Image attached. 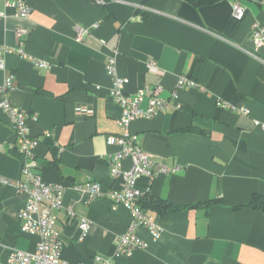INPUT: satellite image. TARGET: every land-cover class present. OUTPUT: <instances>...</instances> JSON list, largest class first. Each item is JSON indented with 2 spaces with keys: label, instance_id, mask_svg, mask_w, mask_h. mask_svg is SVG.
<instances>
[{
  "label": "crops",
  "instance_id": "0c3cea01",
  "mask_svg": "<svg viewBox=\"0 0 264 264\" xmlns=\"http://www.w3.org/2000/svg\"><path fill=\"white\" fill-rule=\"evenodd\" d=\"M26 1L32 12L21 18L0 0V12L6 13L0 17V48L21 47L26 55H5L0 84L6 75L15 76L10 97L15 107L34 116L29 125L39 140L40 173L67 186L63 205L52 210L67 263L94 264L100 255L114 264H264V211L247 206L255 193L264 195V130L255 124L264 123V41L253 36L256 24L264 35V4L239 0L245 14L237 18L232 13L236 0L201 7L185 0ZM143 12L153 17L144 20ZM78 25L90 27L80 42ZM20 28L29 33L18 36ZM31 57L48 66L37 67ZM110 57L118 74L129 79L127 93L145 83L163 85L165 111L133 121L130 132L169 170H156L152 179L142 176L137 184L184 206L165 214L149 211L162 234L154 240L146 227H136L148 246L130 256L117 254V238L131 222L129 211L113 209L106 197L88 199L73 187L95 179L108 189L122 180L110 167L120 147L107 142V135L121 134L117 119L122 113L110 96ZM150 59L159 73L149 70ZM181 75L201 88L180 89L173 96ZM16 144L15 130L0 112V176L24 177ZM131 166V158H125L123 168ZM211 199L219 202L206 206ZM26 200L16 187L0 183L1 264L11 249L36 251L40 237L23 232L18 216ZM81 218L91 222L86 238Z\"/></svg>",
  "mask_w": 264,
  "mask_h": 264
},
{
  "label": "built area",
  "instance_id": "2783aa9c",
  "mask_svg": "<svg viewBox=\"0 0 264 264\" xmlns=\"http://www.w3.org/2000/svg\"><path fill=\"white\" fill-rule=\"evenodd\" d=\"M98 1L104 2V0ZM259 1L264 4V0ZM5 3L7 8L13 9L14 15L17 17L28 18L32 12V7L26 0H5ZM232 13L237 18L244 16L245 9L239 0H236L233 4ZM5 16V12H0V17ZM89 32L90 27L78 25L75 39L80 42ZM28 33L29 31L24 28L17 31L18 36L27 35ZM253 36L257 41H264L263 29L260 25H255ZM7 53H18L26 56L25 50L21 47H1L0 70L6 69L5 55ZM31 59L37 67L48 66V63L42 59L36 57H31ZM106 68L112 77L111 99L122 110L121 116L117 119L121 134L107 135L109 144H117L120 147V150L111 156L110 167L112 176L116 180L121 177L122 180L116 186L108 189L104 187L102 182L95 179L76 183L73 187L83 191L88 199L106 197L111 201L113 209L123 206L129 211L131 222L127 231L117 238V254L130 256L136 249H143L148 246V243L135 232L136 227H146L154 240L160 238L163 230L156 218L141 207L139 199L148 191L141 189L137 181L142 176L152 179L156 170L161 172L169 170L164 163L155 161L153 156L138 144V136L130 132V125L133 121L153 118L165 111L168 101L162 97L164 88L159 81L145 83L136 92L127 93L124 87L129 79L118 74L115 57L108 59ZM148 68L150 71L159 73L154 59L149 60ZM14 81L15 76L8 74L0 84V112L7 116L15 130L16 150L22 158V174L24 177L11 179L0 176V183L14 186L17 191L27 195L26 203L18 213L21 228L25 233L38 235L40 240L35 252H27L16 248L11 249L7 261L3 264H68L63 258V240L52 220V210L63 205L67 186L62 182L46 181L40 173L41 165L35 152L39 140L31 134L29 125L31 117L34 118V116H30L12 103L10 94L15 88ZM184 88L199 89L201 84L189 76L181 75L178 78L176 89L172 91V95L176 97L178 90ZM222 104L231 106L227 102ZM174 105L176 108L180 107L178 103H174ZM231 108L241 113L248 114L250 112L245 107L231 106ZM255 124L264 130V123L256 120ZM45 135L49 137L51 133L46 132ZM125 158H131L132 160V166L129 169L123 168ZM68 212L71 218H76L77 214L73 208H69ZM79 228L81 237L86 238L91 228V222L87 218H81ZM94 264H114V262L110 258L97 255Z\"/></svg>",
  "mask_w": 264,
  "mask_h": 264
},
{
  "label": "trees",
  "instance_id": "16d2710c",
  "mask_svg": "<svg viewBox=\"0 0 264 264\" xmlns=\"http://www.w3.org/2000/svg\"><path fill=\"white\" fill-rule=\"evenodd\" d=\"M189 4L193 5L194 7H201L204 5H212L221 0H185ZM153 17V13L143 12V19L148 20ZM190 129V128H189ZM181 130H188V128H184ZM141 207L149 213V211H156L160 214H165L169 212H175L182 209L184 206L174 205L166 199H162L160 197H156L152 195L149 191L146 192L140 199H139ZM214 202H219V199H211L205 202L206 206L211 205ZM196 205V204H195ZM191 206V205H190ZM247 206H251L255 209H261L264 211V195L255 193L251 199V201L247 204ZM241 206H236L235 208H240Z\"/></svg>",
  "mask_w": 264,
  "mask_h": 264
}]
</instances>
